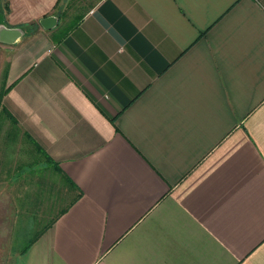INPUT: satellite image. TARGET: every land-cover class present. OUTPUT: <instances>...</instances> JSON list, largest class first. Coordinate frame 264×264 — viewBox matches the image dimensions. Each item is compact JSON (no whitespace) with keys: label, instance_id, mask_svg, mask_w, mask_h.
Returning <instances> with one entry per match:
<instances>
[{"label":"crops","instance_id":"0c3cea01","mask_svg":"<svg viewBox=\"0 0 264 264\" xmlns=\"http://www.w3.org/2000/svg\"><path fill=\"white\" fill-rule=\"evenodd\" d=\"M5 1L0 202L70 198L14 264H264V0Z\"/></svg>","mask_w":264,"mask_h":264},{"label":"rangeland","instance_id":"374dc122","mask_svg":"<svg viewBox=\"0 0 264 264\" xmlns=\"http://www.w3.org/2000/svg\"><path fill=\"white\" fill-rule=\"evenodd\" d=\"M87 1L84 0V2ZM6 54V47L0 43V88L3 87ZM9 126H11L10 123L8 125L0 121V134L7 129L10 130ZM12 137L14 140L9 147L13 154L12 191L14 196L19 197L24 192L26 195L28 190L30 194L40 184L49 189H58L59 179L64 182V176L57 172L55 174L54 170L46 164L44 156L35 150V147L20 132L12 130ZM3 138L4 135H0L2 146H4ZM19 163L21 167L17 169L16 166ZM3 171L0 165L1 179ZM18 172L21 174L17 175ZM26 183L28 187L23 186ZM62 186L61 184V198H12L11 202L9 198L7 203L0 202V264H14L15 256L25 247L29 239L34 236L33 234L46 227L58 208L64 206L70 199L63 198Z\"/></svg>","mask_w":264,"mask_h":264},{"label":"water","instance_id":"95a60500","mask_svg":"<svg viewBox=\"0 0 264 264\" xmlns=\"http://www.w3.org/2000/svg\"><path fill=\"white\" fill-rule=\"evenodd\" d=\"M57 18L53 14L44 16L39 19L40 24L45 28H51L56 23ZM23 33L21 27H7L0 25V41L2 42H14V40Z\"/></svg>","mask_w":264,"mask_h":264},{"label":"trees","instance_id":"16d2710c","mask_svg":"<svg viewBox=\"0 0 264 264\" xmlns=\"http://www.w3.org/2000/svg\"><path fill=\"white\" fill-rule=\"evenodd\" d=\"M8 7H9V6H8V1H5L3 6L0 5V14H1V12L4 13L3 10H2V8H4L5 11H7ZM25 25H30V26L32 27V29L35 30V29L38 27V21L35 20V21H31V22H29V23H22V24H21V27L24 28ZM1 93H2V92L0 91V97H1ZM64 210H65V209H62L61 212H63ZM53 221H54V220H52L51 223H52ZM32 239H33V238H32Z\"/></svg>","mask_w":264,"mask_h":264}]
</instances>
